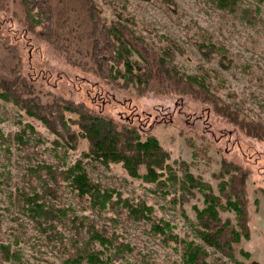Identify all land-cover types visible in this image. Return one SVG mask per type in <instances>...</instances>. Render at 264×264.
Instances as JSON below:
<instances>
[{"label":"rangeland","instance_id":"374dc122","mask_svg":"<svg viewBox=\"0 0 264 264\" xmlns=\"http://www.w3.org/2000/svg\"><path fill=\"white\" fill-rule=\"evenodd\" d=\"M47 4L48 18L42 14L34 27L22 0H0V76L22 78L44 104L80 103L119 127L135 126L153 134L168 152L170 164L187 165L215 195L219 180L213 175L223 162L247 170L250 236L235 245L234 261L264 264V137L251 136L256 128H264V0L241 1L240 7L251 11V22L212 0H47ZM94 18L100 25L122 23L131 33L129 39L136 38L131 59L155 67L147 87H123V79L106 73L94 54ZM211 43L229 56L221 57L226 68L219 65V57L202 56L199 47ZM158 60L164 64L159 66ZM188 76L204 78L209 101L229 106L231 117L218 114L201 96L196 98L194 87L184 81ZM0 134V242L19 252L20 264H73L72 239L77 232L83 238L91 225L124 248L113 264H186L182 243L190 241L207 252L210 264H235L196 237L193 223L195 209L203 207L200 195L181 203L166 186L134 179L119 164L104 167L89 161L82 156L86 149L82 140L75 150L58 147L56 136L41 122L1 100ZM188 141L195 148L187 146ZM193 152L199 156L193 157ZM79 160L92 183L113 193V201L120 195L131 205L144 202L152 208L153 221L129 218L123 202H117L115 210L93 212L87 198H79L68 181L60 180L57 198L43 194L46 185L54 187L46 167L62 170ZM18 188L42 193L56 208L69 210L68 220L58 228L62 239L56 246L8 198ZM220 216L236 223L232 211H221ZM153 222L169 225L165 235L153 230Z\"/></svg>","mask_w":264,"mask_h":264},{"label":"trees","instance_id":"16d2710c","mask_svg":"<svg viewBox=\"0 0 264 264\" xmlns=\"http://www.w3.org/2000/svg\"><path fill=\"white\" fill-rule=\"evenodd\" d=\"M212 1L222 10L234 14L240 13L241 17L248 22H251L253 18L251 11L240 7L242 0ZM22 4L27 13V20L34 27L41 23L44 18L42 14L48 18L50 7L47 0H22ZM91 11L93 12V8ZM92 25L97 29V32L92 35L95 39L93 41L95 58L101 59L98 61L101 62V66H105L106 73H113L114 78L123 79V87L133 86L137 87V90L139 87V89L147 87L150 78L153 77L155 67L152 66V70L148 61L138 62L131 59L132 46H135L133 42L136 38L134 41L132 38L129 39L127 35L131 33L126 29V26L122 23H112L110 26L100 25L95 18ZM199 49L205 59L212 60L213 55L219 57V65L226 68L221 57L228 60L229 56L222 53L218 45L203 44ZM152 64H155L154 59ZM158 64L159 66L163 65V60H158ZM165 70L168 71V69ZM183 79L178 78V81ZM184 81L194 87L189 86L197 95L196 98L201 96L213 105L218 114L231 117L229 106L223 103L219 104L218 101H209L211 97H209L208 84L204 78L188 76ZM29 90L30 87L24 83L22 78L8 79L0 76V100L10 103L16 111L26 117L41 122L50 133L56 136L54 142L56 146L75 150L78 147V141L82 140L86 143V149L82 156L89 161L99 163L104 167L110 164H119L126 174L134 179L166 186L172 193L178 195L181 203H187L200 195L203 207L195 209L193 223L196 237L203 245L213 248L230 261H234L235 245L239 244L242 239L248 240L250 236L247 170L235 164L223 162L220 171L213 175L214 179L219 180L218 195H215L211 186L204 182L200 176H194L187 165L183 163L170 164L168 152L163 149L153 134L143 132L135 126L119 127L112 120L88 111L80 103L61 100L44 104ZM23 93H26V96ZM232 119L236 122V117ZM253 127L255 126L253 125ZM256 129L254 134L249 135L263 139L264 128ZM30 130L34 131L32 127ZM21 133H25L24 130ZM21 136V134H17L15 138L21 141ZM0 137L2 138V134ZM186 143L190 148H195L190 141ZM198 156V153L193 152V157ZM46 168L54 187L46 185L43 187V194L46 193V195L57 198V187L61 184L60 180L68 181L79 198H87L89 209L93 212H102L108 208L115 210L114 208L118 207L117 202H123L121 208L127 212L129 218L137 222L153 221L152 208L146 206L144 202L131 205L127 200L122 201L120 195L116 201H113L111 191L101 189L91 182L85 166L80 160L73 166L62 170H52L50 166ZM140 168L144 169L143 174L139 173ZM8 198L13 201V204L16 202L15 207L18 213L30 220L32 226L44 234L45 238L51 241L53 247L56 246V241L60 242L62 232L58 228L68 220L69 213L67 211L69 210L64 211L56 208L51 202L46 201L42 193L30 192L25 188H18L14 193H10ZM228 210L235 214V224L220 216L221 211ZM152 227L156 233L165 235V227L168 228L169 225L164 223L161 226L153 222ZM168 237L172 241H177V237L172 234ZM74 238L76 239H72V245L76 250L70 256L73 264L83 262L86 264H113V259L120 257L124 249L117 245L112 236L96 228L95 225L87 226L83 238L79 232ZM79 241L81 246L78 245ZM96 244L99 246L98 249L95 247ZM182 244L186 264H210L207 260L208 254L201 246L192 241ZM111 248H113V254H110ZM234 263L237 264L235 261ZM0 264H20V254L12 248L10 243L0 242Z\"/></svg>","mask_w":264,"mask_h":264}]
</instances>
